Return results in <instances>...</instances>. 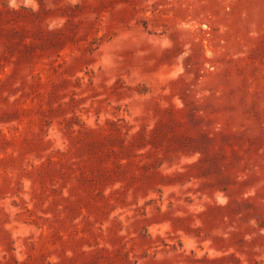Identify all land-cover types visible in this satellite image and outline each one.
<instances>
[{
  "label": "rangeland",
  "instance_id": "374dc122",
  "mask_svg": "<svg viewBox=\"0 0 264 264\" xmlns=\"http://www.w3.org/2000/svg\"><path fill=\"white\" fill-rule=\"evenodd\" d=\"M0 264H264V0H0Z\"/></svg>",
  "mask_w": 264,
  "mask_h": 264
},
{
  "label": "clouds",
  "instance_id": "9594fccd",
  "mask_svg": "<svg viewBox=\"0 0 264 264\" xmlns=\"http://www.w3.org/2000/svg\"><path fill=\"white\" fill-rule=\"evenodd\" d=\"M11 2H12V4L14 5L15 4V0H11ZM28 2L29 3H31L32 2V0H28ZM72 2L73 3H76L77 2V0H72ZM221 204H224V203H226V201L224 200V199H220V201H219Z\"/></svg>",
  "mask_w": 264,
  "mask_h": 264
}]
</instances>
